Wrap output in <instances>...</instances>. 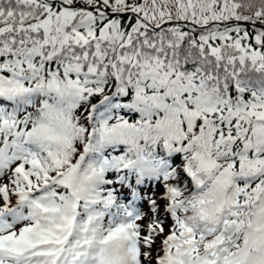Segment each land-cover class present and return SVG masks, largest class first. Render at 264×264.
Instances as JSON below:
<instances>
[{
    "label": "snow or ice",
    "instance_id": "6c2138e0",
    "mask_svg": "<svg viewBox=\"0 0 264 264\" xmlns=\"http://www.w3.org/2000/svg\"><path fill=\"white\" fill-rule=\"evenodd\" d=\"M0 264H264V0H0Z\"/></svg>",
    "mask_w": 264,
    "mask_h": 264
}]
</instances>
